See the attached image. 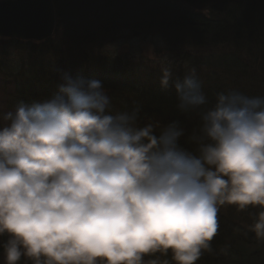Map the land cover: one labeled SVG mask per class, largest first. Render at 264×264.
I'll return each mask as SVG.
<instances>
[{
	"label": "clouds",
	"instance_id": "1",
	"mask_svg": "<svg viewBox=\"0 0 264 264\" xmlns=\"http://www.w3.org/2000/svg\"><path fill=\"white\" fill-rule=\"evenodd\" d=\"M162 87L199 117L190 132L180 120L141 124L138 105L112 114L100 80L67 73L50 96L2 114L5 264H145L157 253L196 264L223 205L260 208L249 230L264 240V96L221 92L209 107L194 71L166 73Z\"/></svg>",
	"mask_w": 264,
	"mask_h": 264
},
{
	"label": "trees",
	"instance_id": "2",
	"mask_svg": "<svg viewBox=\"0 0 264 264\" xmlns=\"http://www.w3.org/2000/svg\"><path fill=\"white\" fill-rule=\"evenodd\" d=\"M91 1L94 0H52L57 11L55 28L45 41L0 39L1 115L21 102L31 104L50 96L64 73L100 80L111 97L112 114L138 105L141 124L180 120L189 132L197 126L199 117L177 110L174 88L162 87L166 73H171L173 79H182L194 71L209 107L221 92L236 90L264 96V0H97L104 4L102 15L91 18L83 29L84 17L92 14L83 9L77 13V25H67L60 31L63 15L69 16L79 5ZM133 29L159 34L172 48H192L193 53L185 56L188 68L143 67L128 60L123 64L119 61L118 67L112 69V60L101 53L96 42ZM79 46L87 48L78 50ZM5 56H14V65H3ZM48 59L56 61V65ZM181 143L194 147L186 137L181 138ZM246 210L254 215L253 222L261 211L258 207ZM217 218L219 228L211 250L204 251L196 264H264V240L220 211ZM6 240V235L0 236V264H5ZM153 260L157 264H175L171 254L146 256L145 264ZM19 264L33 262L22 257Z\"/></svg>",
	"mask_w": 264,
	"mask_h": 264
},
{
	"label": "rangeland",
	"instance_id": "3",
	"mask_svg": "<svg viewBox=\"0 0 264 264\" xmlns=\"http://www.w3.org/2000/svg\"><path fill=\"white\" fill-rule=\"evenodd\" d=\"M61 6L65 7V3L61 2ZM103 6L104 4L97 0L91 1V3L79 5L71 15L62 16L60 31H64L65 26L67 25H77V13H81L83 9L87 10V14L90 10L92 13L91 16L84 17L85 21L83 23V29H85V25H89L91 18L102 15L101 9ZM106 15L110 14L106 13ZM133 31L138 32V35L134 36ZM112 34L113 33L110 31L109 35ZM163 39L164 38L161 35L149 31L141 32L137 29H133L132 31L121 30L113 36H108L105 40L96 42L95 45L100 46L102 50L101 53H105L112 60V69L118 67L117 65L119 61L123 64L128 60H131L132 64H143V67H168L175 70L187 69L189 63L187 62L188 60L185 59V56L191 55V53H193V49L185 46L172 48L169 46V43H166V39ZM62 40L66 42L67 38L63 37ZM62 40L61 43L64 44ZM73 43L76 42L73 41ZM82 48L87 47H77L78 50ZM45 59H47V57ZM50 61L52 62V65H56V61L48 59V62ZM2 63L3 65H14V56H5ZM1 112H3V108L0 107V123L3 122ZM220 213L225 214V216H229L230 219L237 222L242 229H247L251 224H253L254 215L248 210L238 211L234 206L223 205L220 207ZM5 235L7 237V234ZM1 255L2 254H0V256Z\"/></svg>",
	"mask_w": 264,
	"mask_h": 264
},
{
	"label": "water",
	"instance_id": "4",
	"mask_svg": "<svg viewBox=\"0 0 264 264\" xmlns=\"http://www.w3.org/2000/svg\"><path fill=\"white\" fill-rule=\"evenodd\" d=\"M56 13L52 0H0V38L45 41L54 32Z\"/></svg>",
	"mask_w": 264,
	"mask_h": 264
},
{
	"label": "bare ground",
	"instance_id": "5",
	"mask_svg": "<svg viewBox=\"0 0 264 264\" xmlns=\"http://www.w3.org/2000/svg\"><path fill=\"white\" fill-rule=\"evenodd\" d=\"M0 39H4V38H0ZM20 41V40H19Z\"/></svg>",
	"mask_w": 264,
	"mask_h": 264
}]
</instances>
